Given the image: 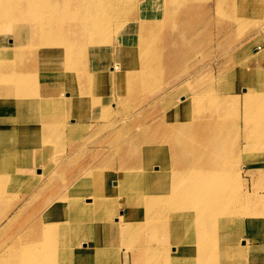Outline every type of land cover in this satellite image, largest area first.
<instances>
[{
	"label": "rangeland",
	"instance_id": "374dc122",
	"mask_svg": "<svg viewBox=\"0 0 264 264\" xmlns=\"http://www.w3.org/2000/svg\"><path fill=\"white\" fill-rule=\"evenodd\" d=\"M0 1L1 4L4 0ZM139 1L141 0H105L99 7H91L92 9L90 8V12L93 13V15H98V17L92 18L89 27L85 28L87 32L84 30V36L83 31H77L73 34L66 35L65 39L63 37L62 42L67 41V45L73 43L79 51L74 52L72 55L70 54L68 57L64 52L65 54L56 56L50 61L46 59L45 64H47V66L44 65V70L46 72L41 68V73H49L52 75L59 73V77L63 75L69 78L79 77L80 79L77 81L81 82L80 86L87 85L91 91L98 94L101 92V94L107 97L111 93L118 97V95H120V87L122 89L127 88L125 92L122 90V93L127 97L130 96L127 98L126 102L129 103V111H131L133 116L130 115V118H127V120H129L128 122L124 123L121 121V124H124L122 131L124 133L122 136H129L138 129L142 130V125L140 126V124L147 125V127L151 128L150 130H155L156 132L158 130L161 134L162 129L160 128L163 126L162 123H164V125L169 124L171 127L176 126V124L181 121L188 120V117H181V114L176 111V104L179 105L190 98L192 99L193 96L196 95L195 93L205 92L207 88L210 89L211 93L208 92L209 94L206 93L201 95L200 101L197 100L195 103L191 101L193 105L188 113V115H192L195 120L202 119L203 128L205 127L204 139L202 141H197V143L203 145V152L206 153L205 159H209V156L212 155V157L217 160L211 163V168L208 166L209 164L207 162L204 171L210 172L212 167L219 168L221 164L227 165V167L224 168L227 172L225 173V171L220 170L218 172L217 170L213 175H210L211 181H217V187H221V185L225 187V180L227 184L230 182L231 188L227 187V189H229L228 192H230L233 197L237 198L240 197L238 195L242 193L241 191L246 187L251 195L257 190L260 195H263V200L260 201L257 207L264 210V147L260 149L264 144L258 145L260 141L264 142V117H257L259 118L258 120L251 119L250 121H246L244 118L248 115L244 113V90L249 86V77L252 73L247 71L246 74L245 72L241 73L240 77L243 79H240L238 76L237 79H233L234 81L231 80L234 72L239 71V68L244 66L248 61L250 66L256 68L258 72L264 71V56L258 55V51H262L264 48V0H243L244 3H240V8L236 0H148L150 3L147 2V6L142 7L144 8L143 10L141 6L139 7V4L137 5ZM132 3H136V7L133 6L130 9L129 6ZM235 3H237V5H235ZM248 5H254V7H248ZM172 7L175 8L172 9ZM196 7V11H193ZM14 9L16 17L25 18L24 16L27 14L26 10H21L20 8ZM184 11H186L188 15L183 16ZM94 19L97 21L95 22ZM74 21H76V19H74ZM99 22L103 24V29H97ZM188 23L191 24V29L184 31L178 30V27L183 26V24L188 25ZM58 26H60V24H58ZM101 30L103 31L101 32ZM97 36H99L101 40L95 43ZM145 36H149L147 37L148 41L142 40ZM15 37L13 32L0 34V47L10 45L13 47H11V52L20 49L18 54H13L14 62H16L17 65L20 63L27 64L33 56L40 55V52L42 53V48L38 44H34L32 47H18L19 45L17 46L14 40ZM18 38L24 40L22 36ZM87 39L89 47L87 50H82ZM13 57L10 55L9 51L5 52V54L0 57V62H2V60L3 62H8L13 59ZM120 66L122 67L121 72H124L125 75H130L132 73V79H127L126 81H128V83L124 86L120 85L121 76L118 73ZM89 67H91V69H89ZM7 70L6 68H2L0 70V77L5 78L11 75L9 70L8 73H6ZM1 71L5 73L2 74ZM134 72L138 76L136 79H133ZM89 73L93 75L105 74L106 76H112V80L102 79L92 83L89 79ZM32 74L35 75V73ZM246 78L249 81H246ZM253 80L262 81L256 78V76L255 78L253 77ZM229 85L232 86L230 88L231 93H229L236 95L235 99L238 101L232 99L226 103H222L221 96L227 93V87ZM261 86L262 88L260 89L256 87V89H254L264 92V84ZM183 95H185V99L182 98ZM11 101L13 104L20 103L16 99ZM111 105L112 106L109 107L112 109L108 113L105 112L104 115H102V109H97L96 105H92V102L81 107L82 111L90 112L92 117H90V120L86 119L87 121L85 122L88 124L78 125L75 130L77 132L73 131L74 133L68 135L66 132H64L63 135L59 133L53 136L50 135L51 127H48L39 120L43 115L48 116L45 112L20 110L17 112V129L20 128L19 121H22L25 125L27 121L31 120V123H34L33 126L30 128L27 125L25 126L27 134H33L35 132L45 133L46 130L48 131L47 135L50 136V138L45 139V145H43L44 150L42 152L45 160L43 161L47 167L44 168L43 172L47 175V180L45 178V180H43V176H40L41 180L29 187L27 184L29 171L18 172V170H13L7 173L0 172V182L3 183V185L0 186V191L4 193L0 194V251L5 245L7 235L11 232L15 233L19 224L21 225V221L24 219L28 220L27 216H30V220H32L39 216V213L42 214L47 204L40 207V203L43 204L47 197H51V200L50 198L47 200L53 201L54 194L59 193L60 196L57 198L59 200L61 199L63 206H65V204L70 201L68 195L70 193L69 189L71 183L73 184L80 179L86 178L87 174L91 175L92 173L99 172L104 166H107L106 160H109L111 163L113 162L110 168H117L120 164V166L127 171H130L131 166L140 161L139 159L141 157L138 153V149L141 148V144L140 147L135 150V153L126 156V159H124L125 161H122L123 153L121 150L117 151L113 145V136L109 138L106 137L107 139L104 137L112 128L111 126L104 128L102 124L114 120L118 109L122 107L118 106L114 108L113 104ZM257 107L259 108L260 106ZM217 113H219V115ZM248 116L251 118V115ZM119 117L120 115L117 116V118ZM219 118L223 120V122H218L219 124L214 123L215 121L213 120ZM131 119L133 120L131 121ZM211 121H213V123ZM235 121H237V123ZM80 127L82 129H80ZM172 129L176 132V129ZM176 133L179 138L182 139L183 133ZM20 135H24V131L21 130V128ZM13 136H16V134H13ZM247 136L248 139L246 138ZM129 138L131 137L129 136ZM101 139L105 141L103 142ZM249 140L250 142H247ZM149 142V145L153 148V152L160 157L159 160L155 158L157 163L161 165V162L165 161L164 159L170 158L171 147L168 148V143H164V148L162 146V149L159 147L160 144H157V141L150 140ZM247 143H249L248 146H246ZM211 148H214L215 151L209 153ZM69 157L71 158L69 159ZM145 161L147 162V167L150 168L148 171L150 174L149 189L127 191L126 195L120 200V203H118L117 214H124V219L130 226L128 230L130 232L119 234L114 230L117 235L112 237L111 241L117 242V253H120V256L117 257L118 261L114 264H129L131 262L136 264H182L179 261H183L185 264H195L197 255L193 252L189 254L192 259L191 263L189 261L186 262L188 255L184 260L173 257L172 254L175 253L176 250L173 251V248L171 249L170 246L168 249H160L161 256L158 260L153 256V248H144L143 251L137 248L139 245L138 243L143 245L144 243H149L146 241L145 236L149 237L150 242L154 245L156 242L155 239H157L156 236L161 235L159 232L166 227V224H164L165 221L167 222L168 219L173 218L175 214H177L171 211L173 208L170 206H168L167 209L161 206H153L152 214L147 210L146 204L153 198V154L150 155L148 159H145ZM60 163L62 165H60ZM141 163L144 166V160ZM110 168L108 170L109 177L107 182L110 191L115 185H119L120 183L130 182L131 185H136L132 178L122 179L117 183L118 176L117 173L114 172L116 169L113 170ZM34 175L36 174L34 173ZM11 178H13L12 182L19 179L16 185L10 184L9 179L11 180ZM62 178L64 183L62 182ZM47 183L49 184L46 187L47 190L44 189L39 195H36L37 186L40 188L42 184L45 185ZM213 185L215 186L214 183ZM3 188H5V190ZM141 188L144 187L141 186ZM31 199H33V201ZM82 200H90V198H83ZM234 203L231 202L229 203L230 205L228 204V206L224 208L231 212ZM255 207L256 205H254V207L246 206L245 208L251 210ZM21 209L23 210L21 211ZM65 210L68 211L69 207H65ZM154 215L156 218L153 217ZM227 215L226 217L230 215V217L233 218L232 221H227V223L224 224L225 228L229 229L232 226L230 228L231 231L234 230L236 232L239 230L240 232L228 238V231L226 233L228 241L236 244L240 239V243H243L246 248L244 251L247 257L251 259L239 260L238 264L245 260L248 261L247 264H256L255 260H258L260 264H264V234L258 231L253 233L243 232V225L239 224L235 214L231 213ZM140 219H143V222L140 223V225L137 224L138 228H136L134 222H139ZM151 220L152 222L155 221L153 224V235L151 231L145 233L146 231L144 232L143 230L147 227V224L149 225L152 223ZM156 220L160 223L158 228H162L158 234L156 232ZM255 220L256 219H254V221ZM7 223H9V226L6 228ZM218 225L219 223L216 225L217 230L215 233L212 232V240L215 246L210 248V250L213 249L209 255L204 258L205 261L203 264H221L219 261V254L221 255V252L218 236L220 228ZM254 225H256V222ZM187 233V235H184L181 231L176 232L180 240H190L195 231L190 230L187 231ZM261 235L262 237H260ZM253 238H261L263 240L258 243ZM116 249L112 250L116 251ZM232 251H235V249ZM255 251H258V253H254ZM58 252L59 250L57 251V258L60 256ZM169 253L172 258L170 256L167 258V254ZM55 254L54 256L52 254L51 258L54 261L50 264H59V262L55 263V261H57ZM254 254H256L255 257H257L255 260L252 258ZM228 256H225V259H228ZM12 258L13 257L6 260L5 257H3L0 264H24L21 258H18L16 261H13ZM221 258H223V255H221ZM233 258L234 256L232 255L231 259ZM32 261L38 262L40 259L38 256H35ZM91 261L93 264L107 263L106 259L100 257L91 258ZM235 261L236 260H233L231 264H234Z\"/></svg>",
	"mask_w": 264,
	"mask_h": 264
},
{
	"label": "bare ground",
	"instance_id": "6f19581e",
	"mask_svg": "<svg viewBox=\"0 0 264 264\" xmlns=\"http://www.w3.org/2000/svg\"><path fill=\"white\" fill-rule=\"evenodd\" d=\"M104 1L105 0H4L3 3L0 4V34L13 32L16 36L14 40L16 41V45H19L18 47H32V45L38 44L42 48V53L40 52V55L38 54L37 56H33L27 64L20 63L21 65L19 64V66L16 62H14L13 54H18L20 49L15 51L13 50L14 52H11L13 47L10 45L0 47V57L8 51L13 57V59L8 62H3V60V63L0 62V70L2 68H6L11 72V75L8 77H0V172L7 173L13 170H18V172L29 171L27 181L29 187L41 180L40 176H43V180L47 177V175L43 172L44 168L47 167L44 163L45 160L42 152L44 150L43 145H45V139L50 138V136L47 135L48 131L46 130L45 133L35 132L33 134H27L25 126L27 125L30 128L34 123H31L30 120L24 125L22 121H19V127L24 131V135L21 136L20 128L17 129L16 126V123L18 122L17 112L19 110L47 113L48 116L43 115L39 118V120L45 123L48 127H51L50 135L53 136L57 133L62 135L64 132H66L67 135L74 133L73 131L76 130L78 125L81 126L88 124L85 121L90 120L92 114L87 111H82L81 107L89 104L90 102H92L93 106L96 105L97 109H102V115H104L105 112L108 113L112 109L109 107L112 106L111 104H113L114 108L122 106L118 109L114 120L107 121L102 124L104 128L110 126L112 128L111 131L104 137L109 138L110 136H113V145L117 151L121 150L123 153L122 161H125L124 159H126V156H130V154L135 153V150L140 147V144L142 145L141 148L138 149V153L141 157L139 159L140 161L131 166L130 171L121 167L120 164L117 168H110L113 162L111 163L109 160H106L105 162L107 166H104L99 172H95L94 174L92 173L91 175L87 174L86 178L80 179L73 184L71 183L69 189L70 193L68 195L70 201L69 203H64L65 206H63L61 199H58V196H60L59 193L54 194L53 201L47 200L49 198L51 200V197H47L43 204L40 203V207L47 204L45 208L43 207L44 209L42 214L39 213V216L33 218L32 220H30V216H27L28 220L24 219L21 221V225L19 224L15 233L11 232L7 235L5 245L1 249L2 252L0 251V261L3 257H5L6 260L13 257V261L21 258L22 263L24 264H50L54 261L51 258L52 254L54 256L56 253L55 258L57 261H55V263L59 262V264H93L91 258L94 257L106 259V264H114L117 262V257L120 256V253H117V242H112L111 238L117 235L115 232H118L119 234L130 232L128 231L130 226L125 221L124 214H117L118 203H120V200L126 195L127 191L149 189L150 174L148 171L150 168L147 167L145 159H148V157L152 154L153 198L146 204V208L152 214L153 206H161L166 209L170 206L173 208L171 211L176 212L177 214H175L173 218L168 220L165 219L167 220V222L165 221L164 223L166 224V227H163L164 229L161 232L159 231L162 228H158L160 223L156 220V232L157 234L159 232L161 235L156 236L157 239H155L156 242L154 241L155 244L152 245L149 237L145 236L146 241L149 243H144V245L138 243L139 245L137 248L142 249V251L144 248H153V256L156 260H158L161 256L160 249H168L170 246L171 249L173 248V251L176 250V252L172 254L173 257L184 260L188 255L186 262L189 261L192 263L191 255L189 254L193 252L197 255L195 264H203L205 261L204 258L207 257L213 249L212 248L210 250V248L215 246V243L212 240V235L217 230L216 225L219 223L218 227L220 229L218 236L220 240V252L221 255H223V258H221V255L219 254L220 263L231 264L233 260H236L234 264H238L239 260H249L250 257H247V254L244 251L246 248L243 243H240V239L236 242V244H233L232 242H229L226 237V233L228 231V238H231V236L240 233L239 230L236 232L234 230L231 231L230 228L232 226L229 229H226L224 224L227 223V221H232L233 218L230 217V215L229 217H226L228 216L227 214L234 213L238 219L237 221H239V224L243 225V232L253 233L258 231L259 233L264 234V210L257 207L258 204H260V201L263 200V195H260L255 189H253L255 191L251 195L250 191L246 187L243 191L240 190L242 192L238 195L240 197H233V195L228 192L229 189H227V187L231 188L230 182L227 184L226 180V188L223 185H221V187H217V181L213 180L212 182L210 175H213V173L217 170L218 172L220 170L225 171L226 173L227 171L224 170V168H226L227 165L221 164L219 168L212 167L210 172L204 171V168L206 167L205 164L207 162L209 164L208 166L211 168V163L217 160L210 154L209 159H205L206 153L203 152V145L197 143V141H202L204 139L205 127L203 128L202 119L195 120L194 117H192V115H188V113L193 105L192 103H195L197 100L200 101L201 95L208 92L211 93L210 89L207 88L205 92L195 93L196 95L194 94L195 96H193L192 99L190 98L179 105L176 104V111L181 114V117H188V120L181 121L176 124V126L171 127L169 124L164 125V123H162L163 126L160 128L162 129L161 134L158 130L156 132L155 130H150L151 128L147 127V125L140 124V126L142 125V130L138 129L136 132L131 133L129 135L131 138H129L127 135L122 136L124 133L122 132L124 124H121V121L124 123L128 122L129 120H127V118H130V115H132L131 111H129V103L126 102L127 98L130 96L127 97L124 93H122V90L125 92L127 88L122 89L120 87V95H118V97L112 95V93L107 97L101 94V92L98 94L91 91L87 85L80 86L81 82L77 81L80 79L79 77L69 78L64 75L59 77V73L54 75L41 73L42 69L46 72L44 70V65L47 66V64H45L46 59H49L50 61L52 58L65 53L68 57L70 54L72 55L74 52L79 51L73 43L67 45V41L62 42L63 37L65 39L66 35L73 34L77 31H83L84 36V32L86 31L85 28L89 27L92 22V18L98 17V15H93V13L90 12V8L99 7ZM236 1L239 3V8L240 3H244L243 0ZM147 2L150 3L148 0H141L137 3V5L139 4V7L141 6V8L146 7ZM235 5H237V3H235ZM133 6L136 7V3L130 4V9ZM248 7H254V5H248ZM14 8L26 10L27 14L24 16L25 18L16 17L14 14ZM173 8L175 7H172V9ZM143 9L144 8H142V10ZM196 9L197 7L193 9V11H196ZM186 15H188V13L184 11L183 16ZM74 19H76V21H74ZM94 20L95 22L97 21L96 19ZM58 24H60V26H58ZM102 25L103 24L99 22L97 29L102 28ZM190 26V23H188V25L183 24V26L178 27V30L184 31L191 29ZM102 31L103 30H101V32ZM19 36H22L24 40H20L18 38ZM147 37L149 36L143 37L142 40L148 41ZM95 40L96 43L99 42L101 38L97 36ZM88 47L89 42L87 39L82 50H87ZM258 53V55L264 56V48L262 51H258ZM89 69H91V67H89ZM8 70L6 73H8ZM121 70L122 67L120 66L118 70V73L121 76L120 85L124 86L128 83V81H126L127 79H132V73L130 75L126 74V76L124 72H121ZM247 71H250L252 74L249 77L250 81L247 79L248 77L246 78V81H249V83L247 82L249 86L244 90V113L251 115V118L248 115L244 118L246 121H250L251 119L258 120L259 118L257 117H264V92H260L255 89L262 88L261 85L264 84V71L258 72L256 68L250 66L248 61L244 64V66L239 68V71L234 72L231 80L234 81L233 79H237L238 76L240 79H243L240 75L244 72L246 74ZM4 73L2 72V74ZM32 73H35V75ZM89 74V79L92 83H95V81L98 82L102 79H107L109 81L112 80V76H106L105 74ZM135 74L133 79L138 78L137 74ZM255 76L262 81L259 82L258 80H253V77L255 78ZM231 87L232 86L229 85L227 87V93H224L223 95L221 94L222 103H226L232 99L237 100L235 99L236 95L230 94ZM182 98L185 99V95H183ZM14 99L18 100L20 103L13 104L11 100ZM257 106L260 107L258 108ZM219 113L217 114L219 115ZM118 115H120L119 118H117ZM132 120L133 119H131V121ZM213 121H215L214 123L223 122L220 118ZM213 121L211 122L213 123ZM235 122L237 123V121ZM172 128L176 129V132L183 133L182 139L179 138L178 134ZM80 129L82 128L80 127ZM13 134H16L17 137L13 136ZM246 138L248 139V136ZM101 140L103 141V139ZM150 140L157 141V144H160V148H162L164 143H168V148L171 147L170 158L164 159L165 161L161 162V165L156 162L160 159V157L153 152L152 146L149 145ZM247 142H250V140ZM261 144H264V142L260 141L258 145ZM248 145L249 143L246 144V146ZM262 147H264V145L261 146L260 149ZM214 151L215 149L211 148L209 153ZM70 158L71 157H69V159ZM155 158L157 159L156 161ZM143 160L144 166L141 163ZM60 165L62 164L60 163ZM109 168L113 170L116 169L114 172H116L118 176V180L116 181L117 183L119 180L132 178L136 185H131L130 182H125L123 184L120 183L119 185H115L110 191L107 186ZM34 173L36 175H34ZM12 179L13 178H11V180L9 179L11 185H16L19 181V179H16L12 182ZM63 181L64 180L62 178V182ZM1 185H3V183H1L0 186ZM48 185V183L45 185L42 184L40 188L37 186L36 195H39L42 191H44ZM141 186L144 188H141ZM3 189L5 190V188ZM2 193L0 191V194ZM83 198H90V200L83 201ZM31 200L33 201V199ZM231 202L235 203L230 212L224 207L228 206ZM254 205H256V207L251 210L245 208L246 206L254 207ZM65 207H69V210H65ZM22 210L23 209H21V211ZM153 217L156 218L155 215ZM254 219L257 221H254ZM137 222L138 221L134 222V226L136 228H138V225L143 222V219H140V221L138 223ZM255 222L256 225H254ZM9 223H7L6 228L9 226ZM154 223L155 221L149 225L147 224V227H145L146 229H143L144 232L146 231L145 233H147L148 231H151V234L153 235ZM190 230L195 231L190 240H180L177 237V231H181L184 235H187V231ZM260 237H262V235ZM253 239H255L258 243L263 240L261 238ZM112 249H116V251H113ZM233 249H235V251H232ZM58 250V253L60 254L59 258H57ZM254 253H258V251H255ZM232 255L234 256L233 259H231ZM255 255L256 254L252 257L253 260L257 259ZM35 256H38L40 261L33 262L32 260ZM169 256L171 257L170 253L167 254V258H169ZM225 256H228V259H225ZM247 260L240 262V264H247ZM179 262L185 264L183 261ZM255 263L260 264L258 260H255ZM129 264L136 263L131 262Z\"/></svg>",
	"mask_w": 264,
	"mask_h": 264
}]
</instances>
